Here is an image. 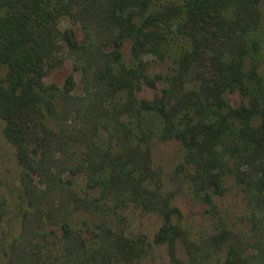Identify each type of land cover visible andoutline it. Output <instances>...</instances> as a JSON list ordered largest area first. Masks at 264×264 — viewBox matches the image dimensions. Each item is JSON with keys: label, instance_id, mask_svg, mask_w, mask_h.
Instances as JSON below:
<instances>
[{"label": "rangeland", "instance_id": "1", "mask_svg": "<svg viewBox=\"0 0 264 264\" xmlns=\"http://www.w3.org/2000/svg\"><path fill=\"white\" fill-rule=\"evenodd\" d=\"M163 1L117 2L113 32L125 31L118 46L84 0L69 1L51 30L59 64L42 60L35 77L20 51L0 62L1 85L10 88L9 74L14 100L39 116L50 141L43 148L0 116V264H229L230 252L239 263L264 264V0H251L256 24L242 35V86L224 94L219 110L230 128L213 144L212 162L165 137L162 116L143 105L169 87L188 46L169 34L158 47L131 51L136 27ZM4 13L0 0V39L13 28ZM67 28L79 46L60 50ZM7 43L6 51L19 47ZM184 66L181 90L198 92L192 62ZM252 149L260 160L242 156Z\"/></svg>", "mask_w": 264, "mask_h": 264}, {"label": "trees", "instance_id": "2", "mask_svg": "<svg viewBox=\"0 0 264 264\" xmlns=\"http://www.w3.org/2000/svg\"><path fill=\"white\" fill-rule=\"evenodd\" d=\"M69 1L73 0H3L4 15L13 23V28L7 29L0 39V59H2L0 62L9 63L11 60H18V55L13 52L20 51L27 59L26 63L19 61L26 64V70L33 71L35 77L40 70V67L36 69L35 65L41 66L42 60L51 66L59 64L62 55L58 57L54 53L53 48H56L54 46L58 43L53 38L51 30L57 12L68 6ZM84 1L87 11L107 28L109 41L111 40L116 46L120 45L125 31L122 27H118L113 32V27L117 22L114 5L122 0ZM206 1L210 7L204 6L203 2ZM220 6L231 8L227 10L229 15L226 11L220 13L222 16L210 11ZM255 24L256 10L251 0H166L158 8L147 13L144 22L135 29L131 45V51L135 54L139 48L148 51L158 47L169 34L181 35L188 42V46L178 52L177 73L169 79V87L162 88L158 96L147 99L143 105L155 109L162 116V132L165 137L178 140L188 149L198 150L197 155L201 160L212 162L213 144L220 137L223 128H230L229 123L222 125L227 118L219 109L225 102L224 94L233 90L234 84L242 86L239 68L241 59L239 52L245 47L242 35L246 30L253 29ZM0 27H2L1 22ZM62 38L67 45L60 42V50L79 46L71 28L63 31ZM9 40L19 46L16 51L5 50L9 46L7 43ZM203 52H207L209 56L206 57ZM111 54L118 58L119 51L113 49ZM218 57L220 63H217ZM185 62H192L193 76L199 80L198 92H186L180 88V75ZM23 74L24 71H20L15 76L21 77ZM9 77L10 75L7 74L6 80L12 87L4 88L0 83V116L15 124L19 131L29 133L40 145L44 140L43 148H45L50 141L39 116L33 114L26 104L14 100L13 85ZM104 77H106L104 86L109 88L112 84V74L108 67ZM192 105H199V109L189 113L188 109ZM92 107L97 114L103 110L97 105ZM181 110L184 113L179 115L178 112ZM208 112L211 113V118L205 119V114ZM112 129H119L117 118L112 124ZM61 145L60 138V147H63ZM242 156L250 161L258 157L254 149ZM210 183L216 189V182L211 179ZM62 187L64 180L60 175V188ZM167 214L168 211H165L166 224ZM61 228L66 236L67 228L65 226ZM227 258L229 264H242L239 263L238 257H231V252Z\"/></svg>", "mask_w": 264, "mask_h": 264}]
</instances>
